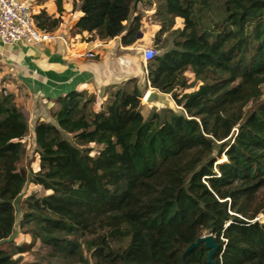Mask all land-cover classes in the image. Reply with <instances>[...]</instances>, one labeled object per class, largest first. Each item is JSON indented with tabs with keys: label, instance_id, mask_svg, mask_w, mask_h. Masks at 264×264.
Segmentation results:
<instances>
[{
	"label": "trees",
	"instance_id": "trees-1",
	"mask_svg": "<svg viewBox=\"0 0 264 264\" xmlns=\"http://www.w3.org/2000/svg\"><path fill=\"white\" fill-rule=\"evenodd\" d=\"M136 1L87 3L75 30L132 44L142 24ZM56 5V16L33 13L41 30L63 21V0ZM155 13L159 48L184 19L171 30L174 47L147 64L150 86L183 112L144 116L135 78L108 86L103 102L70 91L52 121L33 127L34 171L21 166L26 117L12 93H0V244L27 182L51 191L27 199L20 227L32 243L0 246V264H19L15 254L37 241L46 248L23 264H211L204 243L184 254L207 233L219 244L216 264H264V0H161ZM187 71L201 84L181 94Z\"/></svg>",
	"mask_w": 264,
	"mask_h": 264
},
{
	"label": "crops",
	"instance_id": "crops-1",
	"mask_svg": "<svg viewBox=\"0 0 264 264\" xmlns=\"http://www.w3.org/2000/svg\"><path fill=\"white\" fill-rule=\"evenodd\" d=\"M34 2L33 8L36 6L52 16L58 15L55 0ZM79 5L74 7L72 2L63 0V21L53 33L65 41L58 38L38 45L24 42L7 45L0 40V93L4 91L15 96L29 126L34 127L39 119L52 121L51 112L58 108L56 100L73 90H86L99 98L103 88L131 78L137 79L140 87L147 83L150 87L140 49L154 43L160 26L157 23L142 25L143 36L137 37L132 44H124L122 36L89 39L86 31L78 33L75 30L82 15ZM88 51L95 56H86ZM108 95L103 93V99Z\"/></svg>",
	"mask_w": 264,
	"mask_h": 264
},
{
	"label": "rangeland",
	"instance_id": "rangeland-1",
	"mask_svg": "<svg viewBox=\"0 0 264 264\" xmlns=\"http://www.w3.org/2000/svg\"><path fill=\"white\" fill-rule=\"evenodd\" d=\"M34 1L37 0H32V5H35ZM41 0H38V3ZM68 2H72L74 4V7H77L76 5L78 3H80L79 7L80 10L82 12V15L79 17V19L84 15V8L87 5V3L91 4V6H93V4L98 3V8H102L106 2H108V0H68ZM136 11L134 12V14H139L141 15L142 18V24H141V28H143L142 25L145 24H158L160 26V22H159V16L156 15V10H157V5L161 2V0H137L136 1ZM56 3V0H55ZM94 8V7H93ZM33 11L37 10V12L35 13H39V11L41 10L39 7H34L32 6ZM217 11H215L214 13H216ZM213 13V14H214ZM79 19L77 20V22L79 21ZM77 24V23H76ZM184 26V19L181 17H177L175 19V23L173 28H171V30L176 29V28H182ZM76 28V26H75ZM142 30V29H141ZM167 31L164 33V35L162 36V42L161 45L166 43V47L163 48H159L157 47V45L154 43H152L150 46H153L156 50H157V54L158 53H162L165 49H169L171 47H174V43L179 39L178 35L172 31ZM88 34H90L89 39L94 38L95 36L98 37L96 31L90 32L85 30ZM92 34V35H91ZM100 38V37H98ZM101 39V38H100ZM106 39V38H104ZM138 52L139 51H135ZM141 49H140V53H141ZM139 53V54H140ZM141 56V55H140ZM141 58V57H140ZM147 66V64H146ZM186 77L188 79V82L190 84V86L186 89H182L180 92L181 94H184L186 92H190L194 89H196L201 82L197 81L195 79V75L190 72L187 71L186 73ZM119 85V84H118ZM141 88L144 90V94L145 92L150 89L149 88V83H147V85L144 86V84H141ZM115 88H113L114 90ZM111 88L107 89L103 88V93L107 92L108 94L110 92L113 91ZM102 93V94H103ZM101 94V93H99ZM102 94L100 95V97L97 99L98 102L100 100L105 101V99H103ZM168 95V100H166L164 103L162 104H148L145 103L142 97V113L144 114V116L148 117L154 110L156 111H161L164 110L167 107H171L173 109L176 110H181V106H179L174 99L172 98L171 94L167 93ZM261 100H264V85H263V94L261 97ZM253 107L252 103H250L248 105V107ZM95 108H98V104L96 102L95 104ZM30 127V132L29 134L23 139L24 145H25V149L26 152L23 156V159L21 161V166L26 168V169H32V170H37L38 169V153H37V149H36V143H35V136L33 133V126H29ZM67 137H69L70 139L72 138L70 135H66ZM92 148L94 149V151L92 152V154H96V150L99 149V146L92 144L91 145ZM223 160H225L224 156L222 157ZM221 161V160H220ZM51 193L50 190H46L45 188H43L41 185L39 184H35L33 182H27V184L24 186L20 196L16 199L15 201V206H16V224H15V228H14V232L12 234V236L7 239L6 241H4L3 243L0 244V246L2 247H8L9 245L11 246H28L29 244L32 243V237L31 234L26 232L24 228L20 227V221L22 219L23 213L27 210L28 208V202L27 199L32 196V195H36V196H42L45 194ZM259 219L261 221H264V214L259 216ZM46 248L45 245H43L41 242L37 241V243H35L34 246H32L31 249H28L22 253H16L15 257L16 258H21V262L19 264H23L26 261H30L32 259H34L35 257V252H43V250ZM87 256H89V254L87 253ZM93 262V259H90V263ZM76 264H81L80 262L76 263Z\"/></svg>",
	"mask_w": 264,
	"mask_h": 264
},
{
	"label": "built area",
	"instance_id": "built-area-1",
	"mask_svg": "<svg viewBox=\"0 0 264 264\" xmlns=\"http://www.w3.org/2000/svg\"><path fill=\"white\" fill-rule=\"evenodd\" d=\"M33 13L32 4L28 0H0V40L7 45L18 42L38 45L62 38L37 27ZM142 54L144 61L148 64L157 55V50L153 46H146ZM85 55L95 56L92 51L86 52Z\"/></svg>",
	"mask_w": 264,
	"mask_h": 264
},
{
	"label": "water",
	"instance_id": "water-1",
	"mask_svg": "<svg viewBox=\"0 0 264 264\" xmlns=\"http://www.w3.org/2000/svg\"><path fill=\"white\" fill-rule=\"evenodd\" d=\"M142 36H143V34L141 32H139L138 38H140ZM149 88L150 89H148L145 92L144 97H143V100L145 103H148V104L151 103V104L157 105V104H162L166 100H168L167 93H164V92L158 90L157 88H154L151 86ZM167 108L173 109L171 107H167ZM180 109L181 110H176V109H173V110L176 112H183L182 108H180ZM202 243H204L205 247L208 249V255H207L208 261L211 264H216V261L214 260L213 257H214V255H215V253L219 247V244L217 243L215 236L212 233H207V234H204V235L198 237L195 242L191 243L185 249L184 254H187L192 249L199 247Z\"/></svg>",
	"mask_w": 264,
	"mask_h": 264
}]
</instances>
